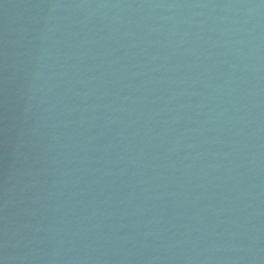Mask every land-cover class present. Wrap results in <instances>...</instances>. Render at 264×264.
<instances>
[{
    "label": "water",
    "instance_id": "1",
    "mask_svg": "<svg viewBox=\"0 0 264 264\" xmlns=\"http://www.w3.org/2000/svg\"><path fill=\"white\" fill-rule=\"evenodd\" d=\"M0 264H264V0H0Z\"/></svg>",
    "mask_w": 264,
    "mask_h": 264
}]
</instances>
